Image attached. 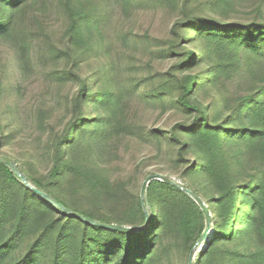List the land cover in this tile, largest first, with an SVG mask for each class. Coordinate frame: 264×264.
I'll list each match as a JSON object with an SVG mask.
<instances>
[{
	"label": "trees",
	"instance_id": "trees-1",
	"mask_svg": "<svg viewBox=\"0 0 264 264\" xmlns=\"http://www.w3.org/2000/svg\"><path fill=\"white\" fill-rule=\"evenodd\" d=\"M46 2L0 0V44L18 68L38 47L53 81L72 86L67 118L39 153H0V264H188L193 252L190 264H264V0H54L57 42L38 18ZM140 6L168 17L163 38L131 23ZM116 9L130 24L112 22ZM148 111L159 119L150 127ZM33 119L44 130L42 109ZM19 122L0 113V152ZM128 142L151 158L121 175ZM148 160L166 169L147 172L142 205ZM2 162L74 215L137 231L78 220ZM185 190L210 215L198 252L206 221Z\"/></svg>",
	"mask_w": 264,
	"mask_h": 264
},
{
	"label": "rangeland",
	"instance_id": "rangeland-1",
	"mask_svg": "<svg viewBox=\"0 0 264 264\" xmlns=\"http://www.w3.org/2000/svg\"><path fill=\"white\" fill-rule=\"evenodd\" d=\"M45 9H41L38 18L43 21L45 27L51 34V40L57 42L60 35V27L62 24L61 17L54 10V0H46ZM134 12L130 20L123 21V17L119 10L116 9L112 15V22L125 25L130 22L137 28L139 33L148 32L155 38H163L167 33L168 22L162 12L152 11L146 6L134 8ZM16 52L14 48L7 44H0V79L2 80V95L0 100V113L5 118H10L13 124H17L20 120L21 131L17 134L14 141L1 149L0 153H6L17 162H24L39 153V145L44 142L47 134L60 130L62 124L67 118L65 109V101L72 91L71 85H59L49 76V71L53 69V65L48 61V56L37 48H32L30 67L20 70L17 66ZM42 109L46 113V122L44 130L39 131L34 125L33 117ZM67 114V115H66ZM147 126L155 124L159 119L152 112L148 111L144 115ZM164 122L163 120H161ZM161 124V123H160ZM38 138L40 141L38 142ZM37 144V147H36ZM122 153V162L120 167L121 175H129L134 171L136 160H139L144 153L149 159L150 152L143 150L135 143L128 142L120 148ZM143 170L139 175V192L143 180L149 176L148 171L153 169L165 170L166 166L154 160H148L144 164ZM118 167V168H119ZM207 232L204 239L198 241L196 252H198L202 244L208 237ZM194 252L190 260H193Z\"/></svg>",
	"mask_w": 264,
	"mask_h": 264
},
{
	"label": "water",
	"instance_id": "water-1",
	"mask_svg": "<svg viewBox=\"0 0 264 264\" xmlns=\"http://www.w3.org/2000/svg\"><path fill=\"white\" fill-rule=\"evenodd\" d=\"M2 163L6 167H8L9 169H11L12 172L20 179V181L26 187H28L29 189L34 190L40 197H42L44 200H46L52 206H55L56 208L60 209L61 211H64V212H66L67 214H69L71 216H74L78 220H80V221H82V222H84L86 224L98 226V227H101V228H104V229H109V230L130 229V228H125V227L118 226V225L99 224V223H97L95 221H92V220H89V219H87L85 217L74 215L69 210H67L66 208L62 207L61 205H59L58 203H56L55 201H53L51 198H49L48 196H46L44 193H42L40 191H37L32 186H30L29 183L26 181V179L18 172V170L16 169L15 165H13L11 163H7V162H2ZM153 179H155V177L153 175H149L142 182L141 189H140V202H141L142 205H143V202H144V190H145V187ZM162 180H164V181H166V182H168V183H170L172 185H175V183L173 181L169 180V179L162 178ZM185 193L187 195H189L194 200V202H196V204L199 205V207H200V209H201V211H202V213L204 214V217H205L206 227H205V230H204L203 234L201 235V237L199 239V241H200L201 239H204L205 236H206V234H207V232H209V228H210V215H209V212L206 209L205 205L203 204V202L197 196L191 194V192L189 190H185ZM144 212L146 213L145 208H144ZM130 230L133 231V232L137 231V229H130ZM188 264H190V260L188 261Z\"/></svg>",
	"mask_w": 264,
	"mask_h": 264
}]
</instances>
